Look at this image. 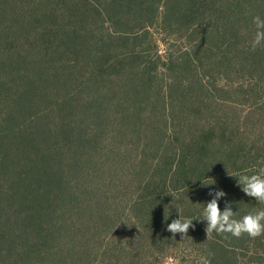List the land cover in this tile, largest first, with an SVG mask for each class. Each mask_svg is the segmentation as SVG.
Returning a JSON list of instances; mask_svg holds the SVG:
<instances>
[{
    "label": "trees",
    "instance_id": "obj_1",
    "mask_svg": "<svg viewBox=\"0 0 264 264\" xmlns=\"http://www.w3.org/2000/svg\"><path fill=\"white\" fill-rule=\"evenodd\" d=\"M159 1L70 0L82 9L83 13L77 16L78 19L83 16L80 22L85 20L88 23H84L82 30L78 25H70L65 26V30L54 31L50 25L54 32L53 46L42 57L37 40L44 35L47 26L41 24L42 33H38L40 25L23 16L22 27L30 24L36 33L26 31L24 35L21 32L16 43L21 46L36 43L37 48L32 51L27 49L24 54V50L6 54L0 52V85L8 80L20 79L23 92L30 91L28 83L34 81V67L46 63L48 69L55 68L50 60L62 53L63 45L78 54L74 59L65 57L63 62L69 67L71 77L63 74L54 78V74H48L47 79L57 83L56 93L62 94L56 101L61 116L58 121L52 122V126L48 125V129L60 140L54 144L55 149L43 148L31 158L35 167L38 166L36 180H40L41 184L49 181L50 189L43 194L50 193L52 203L56 204L53 211L57 229L55 243L51 246L55 255L52 264H164L168 256L174 258V264H199L202 256L207 257L211 264H264V235L251 238L243 234L237 238L231 233L213 231L208 237V221L201 220L206 203L217 199L218 192L225 193L218 198L220 209L223 211L230 206L234 219L264 209V202L248 196L240 183L241 175L257 174L264 167V43L252 49L251 41L256 31L250 27L255 16L264 20V0H192L197 1L196 6L199 3L197 9L205 25L203 33L207 39L203 41L222 40V45L216 49L219 50L216 56L209 57L205 63L202 61L201 67L209 68L221 63L225 69L219 75H204L203 72L209 70L205 69L196 79L195 93L188 97L183 93L174 94L179 90L171 79L157 86L153 83L154 73L164 70L162 68L145 76L148 69L140 65L142 63L129 68L124 64V58L119 59L121 65L102 60L108 47V36H105L102 27L107 23L115 25L116 22L135 18L138 16L134 11L136 7L144 10L150 3L159 6ZM177 1L183 5L187 3L169 0V6L165 4V12L173 14V4ZM4 3L5 0L0 1V10L8 8ZM104 8H108L107 11ZM51 9H44V16L52 12L59 23L56 8ZM163 11L164 7H161L159 14ZM95 13L98 16L94 21H100L89 25L84 15ZM61 15H64L63 11ZM11 29L12 26H9L8 34ZM250 34L253 35L249 41ZM203 41L197 42L199 47ZM232 43L236 47L231 48ZM231 49L239 54L238 59ZM189 51L187 47L179 53L170 52L163 64L171 69L176 63L184 62L186 56L195 65L197 61L200 63V59L194 60ZM251 54L250 77L237 81L231 76V69L236 68L235 65L247 67L248 61L244 56ZM23 63L28 65V69L23 67ZM112 67L116 69L113 73ZM81 69L87 78L74 76L72 70ZM65 76L73 79H68L72 86L69 87L67 81L61 79ZM46 90L47 94L52 91L50 88ZM241 92L243 101H230L225 95L235 96ZM137 93L161 99L164 125H139L137 122V125H115L116 117L113 116L120 113L118 109L121 105L124 114L134 112L126 113L131 109L118 94L131 98ZM29 96L30 93H26L23 99L32 100ZM242 102L250 103L245 112L238 106ZM182 104L191 105L198 114L175 118L173 110ZM146 114L147 121L152 120L151 115ZM104 117L111 121L109 125H102ZM85 121L89 124L84 125ZM156 130L163 132L157 137L160 144L172 146L175 157L166 169L164 167L152 173L148 172V168L163 167L161 164L167 163L172 156L168 158L161 153L159 159L152 160L148 166L145 153L139 151L142 143L138 141L132 152L128 149L129 144L128 148H124L116 142L122 135L130 133L133 136L137 133L139 138L141 134L145 139L150 135L154 137ZM1 137L4 141L0 139V151L13 153L14 149L9 148L4 136ZM148 145L147 141L143 146L147 148ZM120 149L129 151L122 152ZM134 150L136 153L131 156ZM37 159L39 161L35 163ZM116 162L119 163L115 165ZM10 164L0 160V165L9 171L14 169ZM108 164L109 168L105 167ZM144 164L147 168L142 171ZM127 166L130 168L127 169ZM73 170L76 171V179L70 176ZM32 177L26 178L31 180ZM111 183L121 190L109 191ZM10 186L5 181L2 189ZM118 195L122 198L121 202L112 197ZM180 215L192 220L186 240H182L183 234L180 233L174 239L173 234L167 231V224L179 219ZM143 218L146 223H143ZM97 233L100 234L98 237Z\"/></svg>",
    "mask_w": 264,
    "mask_h": 264
},
{
    "label": "rangeland",
    "instance_id": "obj_2",
    "mask_svg": "<svg viewBox=\"0 0 264 264\" xmlns=\"http://www.w3.org/2000/svg\"><path fill=\"white\" fill-rule=\"evenodd\" d=\"M183 1L187 2L186 5H183V3L179 1H177L175 5L173 4L175 14H172V12H165V4L169 6V0H160L159 6H157L156 3H150L144 7V10H140L136 7L134 11H136V15L138 16L135 18L132 17L127 21L116 22L115 25L112 23L105 24L102 28L105 32V36H108V47L107 49L105 47L106 52L102 60L121 65L119 59L124 58V64L129 68L134 64L138 65V63H142L140 65L148 69L145 72V76L155 69L162 68L164 70L154 73L155 77L153 78V83L156 86L158 83H164L167 79H171L175 81L172 82L175 88L179 90V92L174 93L175 95H182L183 93L188 97L187 95L194 94L195 85L197 84L196 79L198 75L201 76L205 69L209 70L203 72L204 75H219L224 71L225 66L221 63H215L209 68L206 66L201 67L202 61L205 63L208 61L209 57L213 58L216 56L215 54L219 51L216 49L218 46L222 45V40L216 38L213 40L208 39L205 43L203 41L207 39L205 38L206 34L203 33L205 25H203L202 16L197 9L199 3L198 6H196L197 1ZM3 5L8 7L0 10V52L3 54L13 51L22 52L23 50L24 54L27 49L32 51L37 48L36 43L33 45L24 44L23 46L16 43L20 37L19 33L23 32L24 35H26V31L36 33L30 24L22 27L23 23L21 19L23 16L26 20L30 18L31 22L40 25L41 29L38 30V33H42L41 24L47 26L44 30V35H40L37 40L38 47L42 51V57L46 56L47 52H49L53 46L52 35H54V32L51 31V29L54 31H62L65 30V26L78 25L80 30H82L84 28V23H87L85 20L84 22H80L83 16H80L79 19L77 18V16L81 14L82 9L74 6L70 3V0H5ZM102 6L105 7V4H102ZM51 7L56 8L60 21L59 23L56 22L54 18L55 15L52 12L51 15L44 16V9L52 11ZM161 7L162 9L164 7V11L159 14ZM10 9L13 10V12H11ZM104 9L107 11L108 8ZM61 11L64 13L63 16L61 15ZM97 16L96 13L94 15H84V17L89 20V25H96L100 21H94ZM50 25L51 29L49 28ZM9 26H12L10 34H8ZM250 27L255 31L257 30L254 23L250 24ZM237 28H239V25ZM237 30L238 29L235 31ZM252 35L253 34H250L248 37L249 41ZM57 38H59V36H57ZM202 41L203 43L199 47L197 42L200 43ZM244 43L247 42L244 41ZM193 44H195L194 47ZM64 46L65 45L62 46V53L57 54L50 60V63L55 68L48 69L46 63H41L34 67V81L28 83L30 91H22L23 83L20 79L16 81L8 80L4 85H0V139L4 141L1 137L4 136L9 144V148L14 149L13 153H7L5 151L2 153L0 151V160L4 162L9 161L12 163L10 165L14 167L13 170L9 171L4 168L3 165H0V264H52L54 261L55 255L53 254V247L51 246L55 243H53V241L57 229V226L54 224L55 215L53 211L56 204L52 203L50 193L49 195L43 194L47 189H50L48 187L49 181L46 180L41 184L40 180H36L38 166L35 167L31 158L43 148L49 147L52 150L55 149L54 144L60 140L56 139L53 131L49 130L48 127L53 125L52 122L58 121V118H60L59 116H61V112L59 111L60 106L57 107L56 101L62 97L59 96L62 94L56 93L57 83L49 81L47 77L48 74H54V78H57L58 75L62 76L63 74L71 77L69 67H66V62L65 64H63V62L65 61V57L66 59H74L78 54L73 53L68 47L64 48ZM85 46H89V44H85ZM187 47L190 50L189 53H192V58L194 60L200 59L201 62L199 63L197 61L195 65L191 62L190 58L186 56L184 62L176 63L175 67L171 69L166 68V65L163 64L166 56L169 55L170 52L173 54L179 53L180 50ZM234 47H236V44L232 43L231 48ZM231 52L236 56V59L240 57L234 49H231ZM244 59L248 61L247 67L241 68L242 65H235L236 68L231 69V76L233 75V78L237 81H244L251 75V68L249 67L250 62L253 61V55L244 56ZM22 65L25 69H28L26 63ZM85 65H87V63H85ZM137 68H139V66ZM82 70L83 69L72 71L74 76H85L83 75L84 71L81 72ZM115 71L116 69L112 67L111 72L113 73ZM85 77L87 78L88 76ZM61 79L67 81L69 87L72 86V84L68 82L69 78L66 76ZM69 80L73 81V79ZM49 88L52 91L50 94H47L46 89ZM26 93H30L29 97H31L32 100L30 98L23 99ZM230 93L234 94V92ZM137 94L131 98L126 94H118L131 109L126 113L134 112L129 115L124 114V108L121 105V108L118 109L120 113H115L116 116L115 114L113 116V118L116 117L117 124L115 125H164L162 124L164 106L161 99L155 98L152 95L148 97L145 93ZM151 94H153V92H151ZM225 95L230 101H243L242 92L240 95L235 96H231L227 93ZM249 105V102L238 104L239 109L244 112L247 111ZM67 107L68 106H65V108ZM121 111L123 114H121ZM146 113L151 115L152 120L147 121L148 117L145 116L147 115ZM184 114L195 116L198 113L191 105L188 106L186 104L179 105L173 110L175 118L182 117ZM100 119L101 118H99L98 121ZM102 119V125H109V122H111L105 119V117ZM88 124V122H84V125ZM137 135V133L134 136L131 135V133L129 135H122L116 143L123 145L124 148H128L127 144H129L128 149H132V152L133 147L137 146L138 141L142 143L139 151H141L140 153H145V163H147L148 166L152 160L156 161V159H159L161 153L168 158L172 156L167 163L164 164L163 162L161 164L163 167L157 168V166H154L151 170L148 168V172L154 173L155 170L157 171L164 167L166 169L167 165L172 162L175 156L172 146L160 144V138L157 137L158 135H163V132L156 130L154 137L150 135L147 136L146 139L143 134L140 135V138ZM147 141L149 145L147 148H144L143 145ZM165 146H168V148H165ZM128 149L120 150H122V152H127L129 151ZM168 150L170 154H168ZM135 153L136 151L134 150L131 156ZM103 154L104 152L101 153V156H103ZM98 159L99 156L95 161ZM38 161L37 159L35 163H38ZM117 163L119 162L114 164L116 165ZM109 165L110 164L105 165V167L108 166L107 168H109ZM128 168H130V166H127V169ZM144 168H147L145 164L142 171ZM75 173V170L70 172V176L73 179H76ZM20 174L21 176L19 177ZM31 175H33L32 179L28 180L26 177L29 178ZM65 176L66 178L68 176L66 172ZM5 181L6 183H10L11 186L2 189ZM108 190L111 192H119L121 188L118 186L114 187V184L111 183L108 185ZM132 192L134 193V191ZM122 193H124V189ZM112 197L117 202H121V196ZM124 203H121V205H124ZM61 217L64 216L61 215ZM142 221L146 223L144 218ZM98 235L100 234L97 233V237ZM166 258H171L173 264L175 263L172 256Z\"/></svg>",
    "mask_w": 264,
    "mask_h": 264
},
{
    "label": "clouds",
    "instance_id": "obj_3",
    "mask_svg": "<svg viewBox=\"0 0 264 264\" xmlns=\"http://www.w3.org/2000/svg\"><path fill=\"white\" fill-rule=\"evenodd\" d=\"M253 23L256 26V33L251 41V47L255 50L261 43H264V20L260 16L253 18ZM240 183L243 186V191L250 197L255 198L259 202H264V167L258 170L257 174L241 175ZM217 199H213L210 203H206L202 219L208 221L207 234L208 237L213 231L223 234L231 233V235L239 238L243 234H247L251 238H257L264 235V209L250 212L240 219L233 218L231 207H226L223 211L219 207L218 198L225 195L224 192H218ZM168 217L165 215V221ZM192 226V220L181 217L175 219L172 223L167 224V231L173 234L175 239L176 234H183L182 240L189 238L188 230ZM115 231V230H114ZM190 251V250H189ZM164 264H173L171 258H165ZM199 264H211L207 257H201Z\"/></svg>",
    "mask_w": 264,
    "mask_h": 264
}]
</instances>
